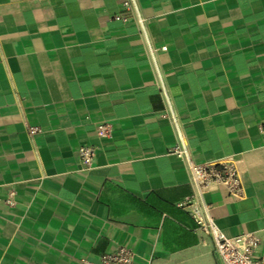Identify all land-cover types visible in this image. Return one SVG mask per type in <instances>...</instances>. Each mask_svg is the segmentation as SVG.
Returning <instances> with one entry per match:
<instances>
[{
  "label": "crops",
  "instance_id": "0c3cea01",
  "mask_svg": "<svg viewBox=\"0 0 264 264\" xmlns=\"http://www.w3.org/2000/svg\"><path fill=\"white\" fill-rule=\"evenodd\" d=\"M137 1L143 27L124 0H0V264L119 246L133 264H224L179 205L195 187L162 84L196 161L234 155L242 194L205 199L227 235H256L262 264L264 0Z\"/></svg>",
  "mask_w": 264,
  "mask_h": 264
},
{
  "label": "built area",
  "instance_id": "2783aa9c",
  "mask_svg": "<svg viewBox=\"0 0 264 264\" xmlns=\"http://www.w3.org/2000/svg\"><path fill=\"white\" fill-rule=\"evenodd\" d=\"M127 9H134L136 12V23L139 27L145 24V18L141 14L137 0H124ZM166 45L161 46L165 50ZM160 91L166 101V107L162 113L174 125L177 130L178 141L172 147L171 152L175 153L186 163L191 183L195 187L192 195L185 197L179 203L180 206L189 209L190 213L199 224V229L204 236L210 237L214 243L215 250L224 264H260L255 255V247L258 245V238L255 234L246 232L243 234L229 236L215 222L210 213V205L205 199V193L214 185L227 187L235 195H241L243 184L239 175L234 155H226L222 159L201 161L194 159L190 148L185 143L183 133L179 130V117L175 111L167 85L162 84ZM37 127H32L35 131ZM80 159L89 165L95 154L92 145H82L79 148ZM11 205L14 200H9ZM135 253L126 246H119L111 252L103 254L96 261H89V264H133Z\"/></svg>",
  "mask_w": 264,
  "mask_h": 264
},
{
  "label": "water",
  "instance_id": "95a60500",
  "mask_svg": "<svg viewBox=\"0 0 264 264\" xmlns=\"http://www.w3.org/2000/svg\"><path fill=\"white\" fill-rule=\"evenodd\" d=\"M262 264H264V257H263V262H262Z\"/></svg>",
  "mask_w": 264,
  "mask_h": 264
}]
</instances>
